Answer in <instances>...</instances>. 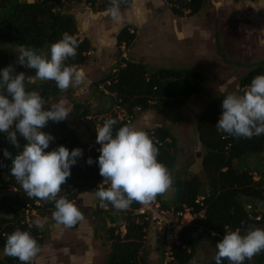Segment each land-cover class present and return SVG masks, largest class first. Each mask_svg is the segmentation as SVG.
Instances as JSON below:
<instances>
[{
  "label": "trees",
  "instance_id": "1",
  "mask_svg": "<svg viewBox=\"0 0 264 264\" xmlns=\"http://www.w3.org/2000/svg\"><path fill=\"white\" fill-rule=\"evenodd\" d=\"M65 1L85 2L92 9L100 11H105L109 6V0H0V70L14 65L16 73L24 72L26 89L40 92L45 101V108L50 100L66 95L71 101V117L83 122L92 132L91 123L86 119L91 113V108L88 103L71 98V87L66 92H61L53 81L29 79L35 76V71L16 63L18 46L43 49L47 52L48 46L61 39L64 32L74 36L79 45L76 56L69 58L66 64L82 67L87 63L88 54L92 50L91 44L87 39L78 40L76 37L78 27L75 18L61 10ZM204 3L205 0H165L166 6L178 17L198 14ZM130 4L131 1L128 0L121 9L129 7ZM127 29H122L117 35L118 48L122 43L128 44L134 39ZM257 75H264V63L248 67L246 74L237 83L240 94ZM102 84H106V90L121 100L122 108L132 115L134 120L149 110H179L204 90V77L195 69L149 70L141 62L127 61L116 73L110 72L94 82L93 87L99 88ZM224 98L225 96H217L210 100L196 120L195 134L202 150L201 168L205 184L197 175L177 178L173 184L174 192L170 201H165L163 195L156 197L163 208L176 211L193 205L198 197L205 198L204 219L184 225L179 232V245L174 246L172 250L174 264H190L195 258L200 240L216 245L223 238L226 225L232 230L240 228L242 233L248 227L264 228V208H260V204H264V135L251 139L227 135V139H222V133L218 132L215 126L222 113L221 104ZM124 124L118 122L114 127L118 128ZM42 131L55 138L45 151H52L58 146H65L69 151L75 148L83 150L82 158L71 167V175L62 185V195L75 202L82 193L95 194L102 177L96 165L86 163L89 158L86 154L87 143L82 142L77 134L67 127L65 121H49ZM145 132L159 143L158 160L171 171L175 164L176 143L170 130L158 127ZM18 139L22 146L25 141L19 137ZM5 149L13 156L18 153V149L9 142L6 134L0 132V193H4L0 197V264H21L17 258L4 254L7 235L17 228L29 231L42 247V231L35 227L32 219L29 223L26 222L24 211L27 206L35 211L46 209L47 214L52 216L55 207L52 201L30 199L26 195L10 174L11 160L4 157ZM251 157L259 159L254 166L245 163ZM253 173L258 176L257 180L254 179ZM36 202L39 206L35 205ZM257 202L260 204L256 205ZM137 206L138 203L134 202L127 211H121L125 228L123 235L118 226L106 230L105 238L110 243L106 264H147L143 246L148 224L137 221L133 214ZM113 209L110 204L107 206V210ZM199 227L203 229L200 233ZM214 257L204 264H215ZM221 264H228V261L223 260ZM245 264H264V252L246 260Z\"/></svg>",
  "mask_w": 264,
  "mask_h": 264
},
{
  "label": "clouds",
  "instance_id": "2",
  "mask_svg": "<svg viewBox=\"0 0 264 264\" xmlns=\"http://www.w3.org/2000/svg\"><path fill=\"white\" fill-rule=\"evenodd\" d=\"M128 0H109L106 12L113 21L123 20L121 6ZM79 47L74 36L67 32L61 39L48 46V51L18 46L16 63L35 71L29 79L53 81L61 92L82 85L86 79L83 68L68 65ZM25 73H16L15 66L0 70V132L18 149L13 156L7 149L4 157L11 160L10 174L32 199L54 202L52 218L57 226L71 228L83 221L84 215L61 194L62 185L71 175V167L83 156V150L71 151L58 146L45 151L55 138L42 131L49 121H65L69 109L64 103L45 108L40 92L27 90ZM222 113L216 124L218 132L234 138L251 139L264 135V75H257L242 90V94H228L222 100ZM117 120L107 118L97 124L96 143L99 157V175L103 182L98 185L95 196L102 207L109 204L117 211H127L132 203L148 205L158 195L165 194L173 184L168 168L158 160L157 142L131 122L118 128ZM19 138L25 143L21 146ZM88 165L93 164L89 157ZM35 227L43 229L37 219ZM223 238L216 243L215 264L227 260L228 264H245L255 255L264 252V228L248 227L232 230L227 225ZM215 235V234H214ZM4 254L17 258L21 264H33L41 252V246L29 231L20 228L7 235Z\"/></svg>",
  "mask_w": 264,
  "mask_h": 264
},
{
  "label": "crops",
  "instance_id": "3",
  "mask_svg": "<svg viewBox=\"0 0 264 264\" xmlns=\"http://www.w3.org/2000/svg\"><path fill=\"white\" fill-rule=\"evenodd\" d=\"M130 1L129 7L121 9L123 20L120 22L85 2L65 1L61 5V10L77 22L78 40L87 39L92 47L87 63L80 67L84 69L86 79L82 85L71 87V98L88 103L93 112L105 113L112 105V97L102 94L99 88L96 90L93 83L116 67L119 56L117 35L124 28H133L138 33L129 61L141 62L149 70L195 69L204 77L203 91L207 86L216 85L221 89L220 96L224 93L222 88L231 84L232 78L238 82L249 66L264 63V0H205L201 11L190 17L175 16L165 0ZM177 112L171 110L170 116L173 118ZM154 113L155 120L153 112L147 111L131 123L143 131L165 127L177 143L173 128L165 122V111L160 109ZM66 125L82 142L88 143L92 132L86 125L82 137L76 125L69 121ZM197 143L199 145L198 140ZM186 169L181 178L199 176L194 164L189 162ZM199 171L203 173L201 162ZM169 172L174 184L177 168L174 166ZM173 184L163 194L165 201L172 199ZM74 203L84 215L83 221L74 229L57 226L46 209L33 211V222L39 219L44 224L41 230L44 242L33 264H106L110 251L106 230L118 226L121 235L125 233L121 211L102 207L95 194L90 192L78 195ZM215 246L200 240L190 264H204L213 258L217 252ZM143 250L147 264H163L160 229L147 228Z\"/></svg>",
  "mask_w": 264,
  "mask_h": 264
},
{
  "label": "built area",
  "instance_id": "4",
  "mask_svg": "<svg viewBox=\"0 0 264 264\" xmlns=\"http://www.w3.org/2000/svg\"><path fill=\"white\" fill-rule=\"evenodd\" d=\"M88 6H90L88 4ZM130 35L134 36V39L127 43H122L119 47V56L116 67L113 69V73H116L119 69L123 68L127 61H129V54L133 47L135 38L137 36V31L133 28L127 29ZM106 84L100 85L99 89L105 94L112 97V105L111 107L102 114H90L87 116V120L91 123L92 133L91 138L86 146V154L92 158L93 164L98 167V157L100 147L96 143V125L102 124L104 119L113 118L116 119L117 122L120 123H129L133 121V116L130 115L126 110H124L121 106V100L118 99L115 94L109 93L106 88ZM220 117V116H219ZM221 133V132H220ZM152 134V133H150ZM222 139L228 138L227 134L222 133ZM154 142H157L154 140ZM157 144H159L157 142ZM254 179H258V176L253 173ZM103 182V178H101L100 184ZM99 184V185H100ZM36 206H39V203H35ZM196 209H198L196 211ZM205 198L198 197L194 201V204L191 206H184L182 210L176 211L174 209H166L161 206V204L155 199L148 205H140L138 204L137 208L133 211V214L137 217V221L141 223L148 224V227H156L161 230L163 235V264H174L172 250L174 246L179 245L178 235L181 228L193 222L194 220H203L205 217ZM33 209L27 206V209L24 211L26 222L29 223L31 220V214L33 213ZM259 219V218H257ZM203 229L199 227L198 232L200 233ZM211 235H214L213 232H210Z\"/></svg>",
  "mask_w": 264,
  "mask_h": 264
},
{
  "label": "rangeland",
  "instance_id": "5",
  "mask_svg": "<svg viewBox=\"0 0 264 264\" xmlns=\"http://www.w3.org/2000/svg\"><path fill=\"white\" fill-rule=\"evenodd\" d=\"M2 44L0 43V47ZM238 79V78H237ZM235 78H232V83L229 85H226L222 88L224 90V93H222L223 96L228 95V94H240L237 86V81ZM205 83V80H204ZM205 88V85H204ZM98 90V88H95ZM99 91H101L99 89ZM221 92V89L219 86L216 85H210L207 86L205 91H202L198 96L195 98L190 99L181 109L178 110V112L173 114V118L170 116L171 110L172 109H162V111H165L166 117H165V122L168 123V126L173 128V132L176 138V148H175V164L174 166L177 168V173H176V179L181 178L185 173H186V166L190 162V164H194V169L197 171L198 169V174L199 178L205 184V179H204V174L199 171V164L201 162V157H202V150L200 148V145L197 143V136H194L195 133V128H196V120L197 117L202 110V108L212 99H215L219 93ZM102 94L104 92L101 91ZM98 96H101L100 93H97ZM78 99H81L78 96ZM72 100V99H71ZM64 103V105L69 109L71 112V104L70 100L66 95H63L59 99L56 100H50L47 103V108L50 107L52 104L55 103ZM160 110V109H159ZM150 112H153L155 120V111L156 110H149ZM90 114H100L98 112H93L91 110ZM70 122L72 125H76V127L79 129V135L80 137L83 136V131L85 128V124L83 122H79L74 120L71 117V114L69 117L65 120L66 122ZM155 129V128H154ZM152 129V130H154ZM82 135V136H81ZM195 146V148H194ZM259 161L256 157H251L245 161L247 165L249 166H254ZM4 193H0V197Z\"/></svg>",
  "mask_w": 264,
  "mask_h": 264
},
{
  "label": "water",
  "instance_id": "6",
  "mask_svg": "<svg viewBox=\"0 0 264 264\" xmlns=\"http://www.w3.org/2000/svg\"><path fill=\"white\" fill-rule=\"evenodd\" d=\"M259 204H260L259 202L256 203V205H259ZM260 208L263 209L264 208V204H260Z\"/></svg>",
  "mask_w": 264,
  "mask_h": 264
}]
</instances>
